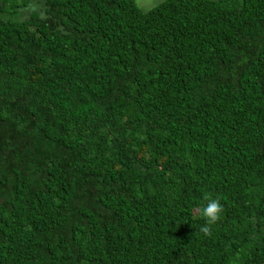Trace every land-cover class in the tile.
I'll list each match as a JSON object with an SVG mask.
<instances>
[{
    "label": "trees",
    "instance_id": "16d2710c",
    "mask_svg": "<svg viewBox=\"0 0 264 264\" xmlns=\"http://www.w3.org/2000/svg\"><path fill=\"white\" fill-rule=\"evenodd\" d=\"M0 264H264V0H0Z\"/></svg>",
    "mask_w": 264,
    "mask_h": 264
},
{
    "label": "clouds",
    "instance_id": "9594fccd",
    "mask_svg": "<svg viewBox=\"0 0 264 264\" xmlns=\"http://www.w3.org/2000/svg\"><path fill=\"white\" fill-rule=\"evenodd\" d=\"M135 5L139 10L145 11L147 7L152 5V0H135ZM29 10L32 12H37L38 5L34 2H30L27 5L25 11ZM40 15L43 18L42 12ZM205 199L207 200V204L196 209V214L205 219V224L202 225L198 230L205 236H211L212 226L220 220L221 213L223 212V204L221 203L219 197L210 198L206 196Z\"/></svg>",
    "mask_w": 264,
    "mask_h": 264
},
{
    "label": "rangeland",
    "instance_id": "374dc122",
    "mask_svg": "<svg viewBox=\"0 0 264 264\" xmlns=\"http://www.w3.org/2000/svg\"><path fill=\"white\" fill-rule=\"evenodd\" d=\"M163 1H165V0H152V5L150 7H147L145 11H148V10L156 7L157 5H159Z\"/></svg>",
    "mask_w": 264,
    "mask_h": 264
}]
</instances>
